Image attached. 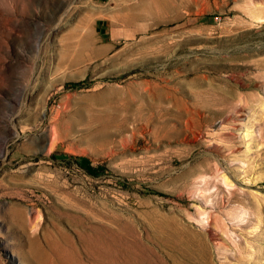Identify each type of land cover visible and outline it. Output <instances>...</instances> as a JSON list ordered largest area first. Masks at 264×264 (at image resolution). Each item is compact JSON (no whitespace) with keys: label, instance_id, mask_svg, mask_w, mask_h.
I'll return each mask as SVG.
<instances>
[{"label":"rangeland","instance_id":"rangeland-1","mask_svg":"<svg viewBox=\"0 0 264 264\" xmlns=\"http://www.w3.org/2000/svg\"><path fill=\"white\" fill-rule=\"evenodd\" d=\"M0 264H264V0H0Z\"/></svg>","mask_w":264,"mask_h":264},{"label":"bare ground","instance_id":"bare-ground-1","mask_svg":"<svg viewBox=\"0 0 264 264\" xmlns=\"http://www.w3.org/2000/svg\"><path fill=\"white\" fill-rule=\"evenodd\" d=\"M248 132V131H247ZM250 133V132H249Z\"/></svg>","mask_w":264,"mask_h":264}]
</instances>
